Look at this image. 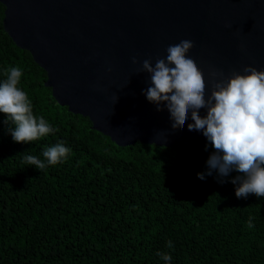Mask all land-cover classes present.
<instances>
[{
	"label": "trees",
	"instance_id": "16d2710c",
	"mask_svg": "<svg viewBox=\"0 0 264 264\" xmlns=\"http://www.w3.org/2000/svg\"><path fill=\"white\" fill-rule=\"evenodd\" d=\"M4 11L0 3V82L19 66L34 115L57 131L15 143L0 113V264H165L157 253L169 264H264V197L237 198L235 171L207 175L210 143L199 153L121 146L94 130L44 86L46 71L5 32ZM57 143L70 152L47 165L43 150ZM24 152L46 167L25 164Z\"/></svg>",
	"mask_w": 264,
	"mask_h": 264
},
{
	"label": "water",
	"instance_id": "95a60500",
	"mask_svg": "<svg viewBox=\"0 0 264 264\" xmlns=\"http://www.w3.org/2000/svg\"><path fill=\"white\" fill-rule=\"evenodd\" d=\"M5 32L47 73L45 87L61 107L89 117L92 128L121 146L137 142L199 153L202 131L173 129L143 92L142 71L166 58L169 45L190 40L187 54L204 73L264 71V0H0ZM135 57L138 63L133 64ZM217 79H220L219 77ZM118 98V99H117ZM117 99V101H116ZM199 115H207L200 109Z\"/></svg>",
	"mask_w": 264,
	"mask_h": 264
},
{
	"label": "clouds",
	"instance_id": "9594fccd",
	"mask_svg": "<svg viewBox=\"0 0 264 264\" xmlns=\"http://www.w3.org/2000/svg\"><path fill=\"white\" fill-rule=\"evenodd\" d=\"M193 47L190 40L169 45L166 58H158L154 67L145 59L142 71L149 74L151 86L143 94L157 106V111L163 110L161 104L166 105L174 130L184 128L191 112L194 123L187 125L188 130L202 131L214 149L207 160V175L218 170L221 177H227L235 171L240 175L231 183L237 185V198H247L250 194L264 197V71L245 67V74L233 72L230 78L224 79L222 72L211 70L212 91L206 99L204 73L187 55ZM132 63H138L135 57ZM4 76L0 82V113L5 114V123L11 121L14 124L9 130L13 141L31 143L56 132L57 129L43 116L34 115L31 99L19 87L22 69L9 67ZM200 109H207L203 118L199 115ZM69 152L63 143H57L44 148L42 155L47 165H56ZM22 154L25 164L39 170L46 167L37 156L27 152ZM197 176L200 180L205 179V174L198 173ZM253 219L249 217V228L254 227ZM167 246L172 247L171 241ZM157 255L165 264L172 260L169 254Z\"/></svg>",
	"mask_w": 264,
	"mask_h": 264
}]
</instances>
